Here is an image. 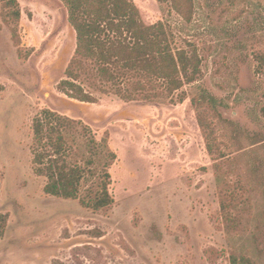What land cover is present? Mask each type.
Wrapping results in <instances>:
<instances>
[{
	"label": "rangeland",
	"instance_id": "obj_1",
	"mask_svg": "<svg viewBox=\"0 0 264 264\" xmlns=\"http://www.w3.org/2000/svg\"><path fill=\"white\" fill-rule=\"evenodd\" d=\"M15 1L0 2V264H264V0H191L189 21L172 0H130L199 59L195 81L152 102L86 80L93 102L60 91L75 49L66 9ZM44 109L102 146L76 199L45 194L34 172L32 121ZM70 143L84 165L83 137ZM105 165L112 203L95 210L85 204Z\"/></svg>",
	"mask_w": 264,
	"mask_h": 264
},
{
	"label": "trees",
	"instance_id": "obj_2",
	"mask_svg": "<svg viewBox=\"0 0 264 264\" xmlns=\"http://www.w3.org/2000/svg\"><path fill=\"white\" fill-rule=\"evenodd\" d=\"M58 1L66 9L68 23L75 33L74 53L58 84V89L71 98L81 102L94 101L91 93L82 87L84 80L98 83L99 89L96 90L101 93H109V89L123 100L139 98L145 102H152L156 97L168 98L185 84L195 81L199 73L196 51L172 48L165 25L146 21L140 8L132 1ZM0 2L8 7L17 4L15 0ZM172 2L174 9L189 21L191 0ZM185 7H188L187 10ZM14 16L19 17L18 10ZM257 60L264 72V53H259ZM210 100L214 103L212 97ZM196 120L203 125V118ZM77 133L83 137L88 152L84 165L72 163L68 155L72 151L70 140L74 142ZM32 134L34 172L46 180L44 193L62 199L78 198L82 181L92 173L88 171L90 165L101 153L102 146H99L92 131L79 121L44 109L32 121ZM206 149L209 154L212 153L210 145H206ZM228 156L221 155L212 161ZM107 166L95 196L85 204L87 207L99 210L112 203ZM233 196L234 193L230 195L231 198ZM226 209L227 205L222 203L221 210L225 212ZM226 220L228 229L237 222L228 216ZM229 264H252V261L246 255H231Z\"/></svg>",
	"mask_w": 264,
	"mask_h": 264
}]
</instances>
